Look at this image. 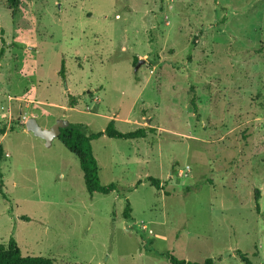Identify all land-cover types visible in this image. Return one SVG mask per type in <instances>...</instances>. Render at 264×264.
Returning a JSON list of instances; mask_svg holds the SVG:
<instances>
[{"label":"rangeland","instance_id":"obj_1","mask_svg":"<svg viewBox=\"0 0 264 264\" xmlns=\"http://www.w3.org/2000/svg\"><path fill=\"white\" fill-rule=\"evenodd\" d=\"M19 1L0 0V244L53 264H264V0ZM29 118L148 131L91 142L116 189L90 195Z\"/></svg>","mask_w":264,"mask_h":264},{"label":"trees","instance_id":"obj_2","mask_svg":"<svg viewBox=\"0 0 264 264\" xmlns=\"http://www.w3.org/2000/svg\"><path fill=\"white\" fill-rule=\"evenodd\" d=\"M9 9L14 15L15 10L20 6L19 0H5ZM4 50L0 49V57ZM137 61V60H136ZM135 61V62H136ZM60 74L65 76L64 63L62 64ZM73 100V98H71ZM76 103L74 101L69 103V108H74ZM190 105L194 114H197V105L194 98H191ZM7 128L2 125L0 126V137L3 136ZM145 128H138L135 131L128 133H121L114 127V121H111L103 132L92 133L89 135L84 134L82 125H68L66 128L60 130L58 140L62 145L73 154L79 163V167L82 172L85 190L88 194L94 193L110 194L115 191V185L109 184L103 186L99 181V168L96 159L92 153L91 142L102 136H106L110 139H122V140H135L145 138L147 136ZM4 156L2 147L0 146V162ZM1 177V172H0ZM149 185L156 189H160V182L154 178H147ZM255 203L258 210V192L255 193ZM131 208L127 202L126 207L123 211V218L130 220ZM240 260L244 264H251L246 255L237 252ZM170 264H213V259H206L203 263L187 262L184 260H178L173 256H168ZM0 264H53V260L40 256H23L16 245V242L11 238L6 245L0 244Z\"/></svg>","mask_w":264,"mask_h":264},{"label":"water","instance_id":"obj_3","mask_svg":"<svg viewBox=\"0 0 264 264\" xmlns=\"http://www.w3.org/2000/svg\"><path fill=\"white\" fill-rule=\"evenodd\" d=\"M144 61L140 60L137 63L135 70H137ZM69 123L65 120H57L49 129H42L35 119L29 118L25 122V128L28 132L34 134V136L41 138L45 141L46 146H50L53 139H58L60 130L66 128Z\"/></svg>","mask_w":264,"mask_h":264},{"label":"crops","instance_id":"obj_4","mask_svg":"<svg viewBox=\"0 0 264 264\" xmlns=\"http://www.w3.org/2000/svg\"><path fill=\"white\" fill-rule=\"evenodd\" d=\"M72 109V108H71Z\"/></svg>","mask_w":264,"mask_h":264}]
</instances>
